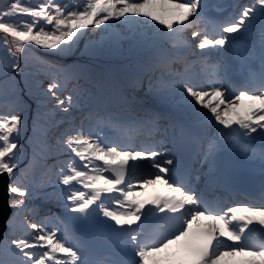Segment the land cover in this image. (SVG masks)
Returning a JSON list of instances; mask_svg holds the SVG:
<instances>
[{
    "label": "snow or ice",
    "instance_id": "6c2138e0",
    "mask_svg": "<svg viewBox=\"0 0 264 264\" xmlns=\"http://www.w3.org/2000/svg\"><path fill=\"white\" fill-rule=\"evenodd\" d=\"M0 189V264H264V0H0Z\"/></svg>",
    "mask_w": 264,
    "mask_h": 264
},
{
    "label": "water",
    "instance_id": "95a60500",
    "mask_svg": "<svg viewBox=\"0 0 264 264\" xmlns=\"http://www.w3.org/2000/svg\"><path fill=\"white\" fill-rule=\"evenodd\" d=\"M6 179V176L4 177ZM6 201V195L4 194V191L0 189V206H3Z\"/></svg>",
    "mask_w": 264,
    "mask_h": 264
},
{
    "label": "rangeland",
    "instance_id": "374dc122",
    "mask_svg": "<svg viewBox=\"0 0 264 264\" xmlns=\"http://www.w3.org/2000/svg\"><path fill=\"white\" fill-rule=\"evenodd\" d=\"M240 2H242V3H247L248 0H240ZM25 143H26V142H25Z\"/></svg>",
    "mask_w": 264,
    "mask_h": 264
},
{
    "label": "trees",
    "instance_id": "16d2710c",
    "mask_svg": "<svg viewBox=\"0 0 264 264\" xmlns=\"http://www.w3.org/2000/svg\"><path fill=\"white\" fill-rule=\"evenodd\" d=\"M29 2H36V0H29Z\"/></svg>",
    "mask_w": 264,
    "mask_h": 264
},
{
    "label": "bare ground",
    "instance_id": "6f19581e",
    "mask_svg": "<svg viewBox=\"0 0 264 264\" xmlns=\"http://www.w3.org/2000/svg\"><path fill=\"white\" fill-rule=\"evenodd\" d=\"M52 210H53V206H52Z\"/></svg>",
    "mask_w": 264,
    "mask_h": 264
}]
</instances>
